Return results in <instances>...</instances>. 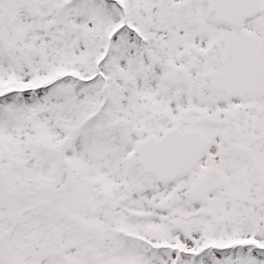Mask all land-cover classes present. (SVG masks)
<instances>
[{
	"label": "snow or ice",
	"instance_id": "6c2138e0",
	"mask_svg": "<svg viewBox=\"0 0 264 264\" xmlns=\"http://www.w3.org/2000/svg\"><path fill=\"white\" fill-rule=\"evenodd\" d=\"M0 264H264V0H0Z\"/></svg>",
	"mask_w": 264,
	"mask_h": 264
}]
</instances>
